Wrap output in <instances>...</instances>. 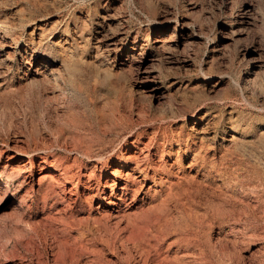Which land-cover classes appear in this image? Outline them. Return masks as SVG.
I'll list each match as a JSON object with an SVG mask.
<instances>
[{"label": "rangeland", "instance_id": "obj_1", "mask_svg": "<svg viewBox=\"0 0 264 264\" xmlns=\"http://www.w3.org/2000/svg\"><path fill=\"white\" fill-rule=\"evenodd\" d=\"M250 3L255 22L246 25ZM170 16L191 25L172 38L176 47L161 49L157 38L168 32L159 22ZM0 30V150L8 144L32 154L46 147L58 166L77 159L101 177L104 165L84 153L107 156L113 141L117 147L130 131H138L133 138L139 146L152 138L140 158L156 174V195L143 199L141 192L120 209L151 230L171 232H154L152 239L164 243L162 255L175 239L206 240L210 220L220 221L235 198L249 201L248 186L239 184L248 182L252 167L264 169V0H0ZM191 32L196 35L189 39ZM221 77L224 82L214 86ZM195 117H201L197 124ZM176 137L181 146L188 139L193 145V137L204 143L209 174L189 167L191 152L178 158ZM120 148L129 153L123 141ZM1 177L11 180L7 172ZM99 204L97 198L91 209L77 206L64 215L62 198L35 195L33 220L56 217L52 227L60 240L48 231L44 263L61 264L53 260L56 245L62 260H71L78 242L90 247L80 264L114 259L107 243L128 236V221L118 226L112 216L98 227ZM13 213L12 199L0 205V241ZM219 231L216 226L208 236L217 248ZM137 237L145 238L141 232ZM263 245L258 240L244 253L249 264Z\"/></svg>", "mask_w": 264, "mask_h": 264}, {"label": "bare ground", "instance_id": "obj_2", "mask_svg": "<svg viewBox=\"0 0 264 264\" xmlns=\"http://www.w3.org/2000/svg\"><path fill=\"white\" fill-rule=\"evenodd\" d=\"M255 13L256 7L253 3L246 5L242 22L246 25H252L255 22ZM190 25V22L179 21L178 18L173 16L163 18L159 22V29L164 33L168 32V34H165L163 39L157 38L158 47L161 49L176 47L177 43H174L172 38L176 37V34H180L181 37L184 36ZM226 26H224V29L227 31L229 28ZM187 34L190 36L189 39L192 34L196 35L192 32ZM223 79V77L218 78V81L213 85L221 84L224 82ZM66 93L64 92V94ZM200 118L195 117L194 124H197ZM184 120L183 122H186V119ZM262 127L264 128V125ZM237 131H234L232 138H228L227 141L232 142L236 138ZM137 132L130 131L127 135L124 134L125 136L121 139V142L123 141L127 150H129L127 155H124L123 150L120 148L121 142L117 144L119 149L116 145H113L115 141L111 144L110 154L107 156L104 153L101 155L90 152L84 153L90 161L104 165L103 176L101 177L97 176L95 169L88 172L89 164H78L77 159L72 164L64 161L58 166L56 160L49 157L46 147L35 148L32 154L27 149L25 150L19 146L9 147L8 144L0 150V167L2 166V171L0 170V205L12 199L14 210L13 215L8 219L7 216H4L7 219L5 231L7 230L8 233L6 232L5 239L3 238L4 240L0 241V262L4 261L6 264H49L44 263L43 248H45L44 243L47 240L46 234L48 231L53 234L54 241L57 244L60 242L56 231L54 232V227H52L57 219L50 216L46 218L50 221L41 220L42 223H39L33 220V215L30 213L35 195L43 194L45 199L62 198L65 204L64 215L65 213L66 215H72L74 208L77 206L81 208L88 206L91 209L95 200L99 198L100 204L96 209V213L99 215L94 220L98 227L104 226L112 216L116 219L118 226L125 218L127 219L128 224L123 231L128 232V236L122 240H117L116 237V240L107 243L108 247L113 250L114 259L108 257V261L99 264H150L155 255L157 256L151 264H249V259L244 253L249 251L258 240H264V169L255 166L251 170L249 169L248 182L244 181L245 183L239 184L244 187L248 186L249 201L235 198L233 207L221 217L220 221L210 220L206 240L194 239L181 244V239H175L168 244L166 255H162L159 251L163 249L164 243L160 242L161 240L152 239L155 235L154 232H157L159 236L160 233L167 235L171 232L165 231V228L151 230L150 226L143 225V222L139 219L132 220L126 211L123 212L120 209L124 203L129 202L128 204H132V202H135L141 192L144 193L143 199H151L157 192L158 180L156 174L150 172L152 165L151 163L144 164L140 158L144 149L153 144L152 138L147 141L148 143L143 142L144 146H139L134 140V134H137ZM187 135L190 138L191 133ZM192 139L193 145L188 139L185 146H181V139L176 137L175 140L179 145L178 158H180L182 152H191L193 156L189 167L195 168L198 174L202 171L209 174L210 170L207 167V152L204 143L198 144L196 142L197 138L193 137ZM157 141V139L154 141L156 146ZM132 147L135 148L133 153L130 150ZM260 148L264 150V144ZM4 158H6V164L2 165ZM110 164H115L113 172L107 169ZM4 172L9 174L11 180L6 181L1 177ZM37 176L38 181H36ZM149 180L152 181V184L146 189V183ZM120 182H122V186H120ZM81 187L84 188L82 194L80 193ZM108 188L111 189L110 195L107 194ZM21 192L23 193L19 195ZM115 208H118L117 213H114ZM39 225L44 226L42 232L38 229ZM216 226L220 229L215 241L219 248L215 243L209 241L210 237L208 238L211 230ZM139 232L145 238L139 239L137 237ZM173 246L176 248L173 249ZM260 248L257 249L261 254L260 258L259 255L251 254L250 264H264V250ZM60 250L59 245L52 248L54 263L80 264V257L89 252L90 247L84 242H78L77 248L72 249L71 260L65 258L62 260ZM139 259L142 261L141 263ZM16 260H18V263L15 262Z\"/></svg>", "mask_w": 264, "mask_h": 264}]
</instances>
